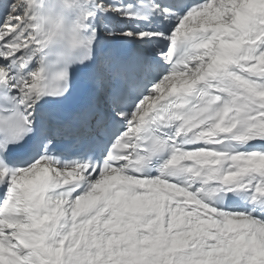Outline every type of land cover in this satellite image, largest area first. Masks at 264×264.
Instances as JSON below:
<instances>
[{"label":"snow or ice","instance_id":"snow-or-ice-1","mask_svg":"<svg viewBox=\"0 0 264 264\" xmlns=\"http://www.w3.org/2000/svg\"><path fill=\"white\" fill-rule=\"evenodd\" d=\"M0 264H264V0H0Z\"/></svg>","mask_w":264,"mask_h":264}]
</instances>
